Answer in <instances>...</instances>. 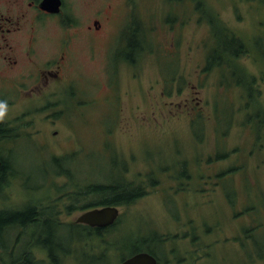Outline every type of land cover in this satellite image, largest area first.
<instances>
[{
	"label": "rangeland",
	"instance_id": "1",
	"mask_svg": "<svg viewBox=\"0 0 264 264\" xmlns=\"http://www.w3.org/2000/svg\"><path fill=\"white\" fill-rule=\"evenodd\" d=\"M250 1L64 0L63 29L77 35L70 48L73 64L47 86L42 98L48 112L19 119L30 124L10 144L16 176L11 202L20 205L26 195L41 190L46 204V191L54 198V191L69 183L58 176L67 170L81 185L138 178L146 195L121 208V223L103 242L133 248L156 233L165 240L162 246L157 241L143 246L161 264H182L189 247L194 257L184 264H264V1ZM255 1L262 2L259 10ZM132 21V32L122 29ZM218 23L224 35L234 33L243 41L238 71L243 67L251 75L256 93L248 82L242 84L245 89L236 85L243 74L230 76L223 67L203 71ZM55 29L62 34L61 27ZM52 53L45 51L44 57ZM65 78L71 79L67 92ZM59 93L62 99H54ZM58 103L55 111L64 113L54 116ZM37 106L21 95L0 112H10L6 119H11ZM213 107L219 109L216 116ZM191 110L193 124L199 116L204 128L190 127ZM69 155L59 166L54 163ZM219 180L225 193L219 189L215 195ZM233 180L238 194L226 204ZM95 198L89 195L79 203ZM78 214L62 220L73 221ZM214 224L218 227L204 234L203 226L208 231ZM238 230L241 240L246 233L250 238L226 240ZM53 231L62 232L63 247L69 248L71 227ZM189 235L199 244L191 246ZM120 253L111 249L107 264H121ZM81 256L85 264H102L85 252Z\"/></svg>",
	"mask_w": 264,
	"mask_h": 264
},
{
	"label": "flooded vegetation",
	"instance_id": "2",
	"mask_svg": "<svg viewBox=\"0 0 264 264\" xmlns=\"http://www.w3.org/2000/svg\"><path fill=\"white\" fill-rule=\"evenodd\" d=\"M40 3L41 0H0V110L12 107L21 95L24 100L35 101L38 105L32 111L23 110L11 119H6L10 112H2L6 114L5 117L3 114L4 119L0 115V167L4 165V171L0 175V213L12 215L30 210L33 212L30 221L10 222L0 227V260H7L9 264H75L73 238H68L69 248H64L62 232L55 234V226L70 227L74 224L76 228L79 227L87 233L90 229L94 231L91 236L84 238L82 250L88 257H93L97 252L100 254L101 245L96 247L93 241L105 236L109 228H92L78 224L77 217L73 221L62 220L63 216L70 218L79 213H66V207L72 206L68 200V192L54 191L57 206H54L53 218L48 224L41 190L33 195H26L20 205L12 203L9 196L10 187L13 188L16 178L14 167L8 158L10 144H13L14 134L26 133L30 124L24 120L19 124V119L48 112L42 97L52 82L62 79L65 73L69 72L73 62L70 59V48L77 35H70L63 29L62 18L65 16L62 13H47L42 10ZM59 27L62 34L60 30L55 29ZM45 51L53 53L46 59ZM63 81H66V78ZM4 86H11L12 90ZM60 93L57 97L54 96V99L58 96L59 100L62 99ZM66 94L65 100L68 98L72 103V96ZM13 95H17V98L13 99ZM59 106L58 103L53 110L54 116L64 113L63 110L55 111ZM11 193L13 196L12 190ZM62 212L66 215H62ZM47 229L51 232L48 240ZM47 243L55 246L53 251L48 249Z\"/></svg>",
	"mask_w": 264,
	"mask_h": 264
},
{
	"label": "trees",
	"instance_id": "3",
	"mask_svg": "<svg viewBox=\"0 0 264 264\" xmlns=\"http://www.w3.org/2000/svg\"><path fill=\"white\" fill-rule=\"evenodd\" d=\"M249 2H251L250 0H248ZM258 1H264V0H258ZM262 3V2H259ZM219 26L218 24H215L214 28H213V32L215 34V46L214 48L211 49L210 53L208 54V58L211 61V64L214 65H218V63L220 64V60L219 58H222L223 63L221 62L220 66L223 67V72L227 73L229 72L232 67L233 68H238L237 66V61L239 60V58L244 55V47H243V41L237 37H234V33L231 35H227V34H223L225 32L219 31L217 29V27ZM133 29L131 28L129 32H132ZM128 32V33H129ZM241 40V41H240ZM221 45V49L218 50V48H216V46ZM216 48V49H215ZM226 68V69H225ZM196 136H198L196 134ZM200 138V137H199ZM68 158V157H67ZM67 158H54V163L56 165H60L61 162L63 161V159H67ZM69 159V158H68ZM4 171V165L2 164V166L0 167V175L1 173H3ZM67 175L68 179L73 180L70 176L72 175L70 170L65 171L64 173H62V175ZM180 176H182V173L180 174ZM200 176L203 178V176L200 174ZM144 180H140L137 178L136 181L131 180L129 178L126 177H121L119 180H114L110 183H88L89 185L85 184V185H81L80 183H77L75 180L72 181L73 183V187H72V192H68L67 194L69 195L68 197L74 201L72 204V206L66 207V213L70 214L71 212H74L76 209L80 208L83 209L85 208V206H81L79 202V200H82L86 197H88V195L90 196H96V198L98 199V201L95 202V204H102V205H128L133 203L134 201L138 200L139 198L145 196L146 192L143 190V182ZM149 183H151V181L149 180ZM70 188V185L68 186L67 189ZM71 189V188H70ZM229 193V202H232L238 194V191L236 190V188L233 186V184H230V190H228ZM241 197V196H239ZM45 198L47 199L46 201V210H45V214H46V220H47V224L49 223L48 221L53 218V214H54V206H57L55 204V200H51L53 197L49 194H46ZM77 203V204H76ZM75 205V206H73ZM32 215L33 212L27 211L26 213H15L12 215H2L0 213V227L6 223H10V222H19V223H25L27 221H30L32 219ZM233 215V214H232ZM235 216V215H233ZM207 225V224H206ZM48 226V225H47ZM71 234H70V238H73V241L75 242V250L73 252V255H75V262L76 264H83V259L81 258V251L83 248V243H84V235L82 234L83 230H81L79 227H75L74 224H72L71 226ZM218 226L216 224H214L213 226H208V231H206L205 226V233L209 232L213 230V228H217ZM201 232V229H200ZM193 236L194 234L191 233ZM46 236H47V240L50 238L51 236V232L46 231ZM174 235L170 236L168 235L167 238H174ZM250 238V235L248 233L245 234V238L244 239H248ZM176 241V237L174 239ZM172 240V241H174ZM145 241L147 242V244L149 245V242H154L157 241L155 243H159L160 246H162L163 242L165 241L162 238V235H157L156 233H154V236H148L147 239H145ZM145 241L138 244V246L130 248L132 251L130 254H134V253H138L141 251H145V250H149L150 248H146L144 246L145 245ZM190 242H192L193 246L197 245V241H196V237H192ZM100 244V243H99ZM144 245V246H143ZM212 244H209L208 246H211ZM100 245H97V247H99ZM47 247L50 251H53V249L55 248L54 245H49L47 243ZM115 247H120V248H124L125 246L123 245V243L117 244L115 242H110V243H105L101 245V251L100 254L97 252V255L94 256L95 258L97 257V259H100V262H104L108 257H109V252L111 249H114ZM125 248L122 252H126ZM192 250L191 247L187 248V252ZM150 251V250H149ZM124 253H121L122 255ZM150 253L152 254H156L150 251ZM52 254V252H51ZM64 254V253H63ZM190 258L194 257V253L190 252L189 253ZM64 259V258H63ZM96 259V260H97ZM179 262V260H177ZM0 264H9L7 260H0Z\"/></svg>",
	"mask_w": 264,
	"mask_h": 264
},
{
	"label": "water",
	"instance_id": "4",
	"mask_svg": "<svg viewBox=\"0 0 264 264\" xmlns=\"http://www.w3.org/2000/svg\"><path fill=\"white\" fill-rule=\"evenodd\" d=\"M59 5V0H43L41 8L48 12H57ZM117 217L118 210L115 207L107 206L83 213L77 221L91 226L107 227L113 224ZM123 264H157V260L148 253H139L127 259Z\"/></svg>",
	"mask_w": 264,
	"mask_h": 264
},
{
	"label": "clouds",
	"instance_id": "5",
	"mask_svg": "<svg viewBox=\"0 0 264 264\" xmlns=\"http://www.w3.org/2000/svg\"><path fill=\"white\" fill-rule=\"evenodd\" d=\"M0 115H3V113H2V112H0Z\"/></svg>",
	"mask_w": 264,
	"mask_h": 264
},
{
	"label": "bare ground",
	"instance_id": "6",
	"mask_svg": "<svg viewBox=\"0 0 264 264\" xmlns=\"http://www.w3.org/2000/svg\"><path fill=\"white\" fill-rule=\"evenodd\" d=\"M4 250H6L5 248H3Z\"/></svg>",
	"mask_w": 264,
	"mask_h": 264
}]
</instances>
